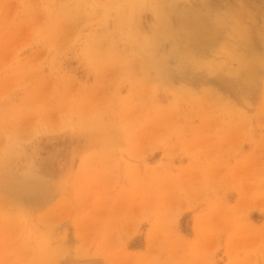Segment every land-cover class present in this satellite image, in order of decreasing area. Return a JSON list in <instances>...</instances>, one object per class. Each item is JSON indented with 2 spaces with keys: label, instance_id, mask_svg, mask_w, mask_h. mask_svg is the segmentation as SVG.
I'll return each instance as SVG.
<instances>
[{
  "label": "rangeland",
  "instance_id": "obj_1",
  "mask_svg": "<svg viewBox=\"0 0 264 264\" xmlns=\"http://www.w3.org/2000/svg\"><path fill=\"white\" fill-rule=\"evenodd\" d=\"M149 1L0 0V264H264V0Z\"/></svg>",
  "mask_w": 264,
  "mask_h": 264
},
{
  "label": "bare ground",
  "instance_id": "obj_2",
  "mask_svg": "<svg viewBox=\"0 0 264 264\" xmlns=\"http://www.w3.org/2000/svg\"><path fill=\"white\" fill-rule=\"evenodd\" d=\"M146 3V0H141L142 3ZM151 1L154 0H150L149 2L151 3ZM171 1V0H170ZM176 1H180V0H176ZM203 1V0H201ZM139 2V1H137ZM155 4V2L153 3V5ZM176 4V3H175ZM202 8H205L204 3H202ZM210 4V3H209ZM152 5V6H153ZM264 6V3H263ZM154 7L159 8V5H154ZM262 5H259L258 8H261ZM214 8V7H213ZM264 8V7H263ZM205 10V9H204ZM213 10V9H212ZM254 10V9H253ZM257 11V9H255ZM158 11V10H157ZM214 11V10H213ZM160 13V11L158 12ZM258 13V12H257ZM245 14V13H244ZM159 16H161L159 18V21L164 22L166 21L165 19H163L161 14H157ZM227 15V14H226ZM236 14L233 15V13H231L229 15V19L226 20L227 23H229V27H228V32L231 36V43L230 46L226 47L228 49H226V55L228 58H232V59H238L239 61H243L245 59L246 56H248V52H251V44H250V35L252 34V28L250 27V22H254L256 24H258L259 22H263L264 19V14L258 16L257 18L259 19L258 21H252V19H250V21H246V18H238L235 16ZM259 15V13H258ZM251 18V17H250ZM246 19V20H244ZM253 19H256L253 17ZM250 24V25H249ZM252 26V25H251ZM251 31V32H250ZM251 33V34H250ZM153 39V38H152ZM150 40V39H149ZM155 40V38H154ZM150 43V42H149ZM152 43H154V41H152ZM153 45V44H152ZM175 46V45H174ZM156 48L158 49V47L154 48V51L152 53L156 54ZM175 49V47H174ZM150 51V50H149ZM159 51V50H158ZM151 53V52H150ZM156 57V56H155ZM153 58V57H152ZM160 58V57H159ZM170 58V57H169ZM161 59V58H160ZM159 60V59H158ZM163 60V59H162ZM161 60V61H162ZM163 64V63H162ZM202 64V63H201ZM163 67V66H161ZM212 67V66H211ZM219 67V65H218ZM220 68V67H219ZM26 202V201H25Z\"/></svg>",
  "mask_w": 264,
  "mask_h": 264
}]
</instances>
